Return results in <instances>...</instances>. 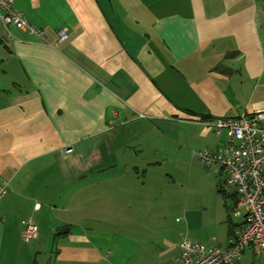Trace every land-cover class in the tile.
I'll return each instance as SVG.
<instances>
[{
  "label": "crops",
  "instance_id": "crops-1",
  "mask_svg": "<svg viewBox=\"0 0 264 264\" xmlns=\"http://www.w3.org/2000/svg\"><path fill=\"white\" fill-rule=\"evenodd\" d=\"M14 7L46 39L0 21V264H37L56 234L54 264H178L186 238L226 248L232 193L209 168L204 224L157 167L168 145L223 144L205 121L264 108V0ZM27 219L39 235L23 254Z\"/></svg>",
  "mask_w": 264,
  "mask_h": 264
},
{
  "label": "built area",
  "instance_id": "built-area-1",
  "mask_svg": "<svg viewBox=\"0 0 264 264\" xmlns=\"http://www.w3.org/2000/svg\"><path fill=\"white\" fill-rule=\"evenodd\" d=\"M0 21L5 27L14 26L45 41L43 28L29 21L16 10L14 0H0ZM60 40L68 38L66 30H59ZM217 135L225 132L226 141L217 148H203L197 152L202 163L214 167L220 176V186L232 187L237 195L233 209L240 218L229 244L222 248L217 243L206 245L184 239L178 264H234L249 247H257L264 256V108L252 115L220 117L205 121ZM73 147L65 149L71 153ZM9 186L0 184V203L8 193ZM23 240L36 239L38 225L31 219L23 222Z\"/></svg>",
  "mask_w": 264,
  "mask_h": 264
},
{
  "label": "rangeland",
  "instance_id": "rangeland-1",
  "mask_svg": "<svg viewBox=\"0 0 264 264\" xmlns=\"http://www.w3.org/2000/svg\"><path fill=\"white\" fill-rule=\"evenodd\" d=\"M191 149L181 148L179 145H168L166 148L167 156H162L160 165L157 167L160 172V184L164 181V185L167 189L171 188L176 190L182 199L189 200L194 210L200 211L198 220L206 224L209 221V205L214 207L216 201L217 189L212 192L209 191V168L213 172V179L210 182L219 184L220 176L216 174L214 168H211L202 163L197 157L196 153L203 149L202 146H190ZM228 193H233L232 187H226ZM190 192V193H187ZM190 198H188V197ZM184 197V198H183ZM228 207L234 204L230 197L226 198ZM206 208V209H205ZM229 215L233 222H240V218L235 217L233 210L230 209ZM228 215V213H227ZM180 221L182 217L179 215ZM228 217V216H227ZM228 224H225L223 237V244L227 238ZM56 236H52L51 239H42V251L37 256V264H54V255L56 247ZM23 237V236H22ZM35 240V239H34ZM218 241H220L218 239ZM33 240L26 242L21 238V244H17L14 249L21 250L23 254L29 251L30 245L33 244ZM17 259V258H15ZM235 264H264V256L258 249L253 250L252 247L247 249L243 257Z\"/></svg>",
  "mask_w": 264,
  "mask_h": 264
},
{
  "label": "trees",
  "instance_id": "trees-1",
  "mask_svg": "<svg viewBox=\"0 0 264 264\" xmlns=\"http://www.w3.org/2000/svg\"><path fill=\"white\" fill-rule=\"evenodd\" d=\"M219 191L225 194V191L221 188L220 183H219ZM230 196L233 197L234 204L232 206L228 207V212L231 211L230 209H232V210L234 209V206H235V204L237 202V195L235 193H232ZM227 221H228V224H229V236H230L234 232V230H235L236 226L238 225V223H234L232 221V219H231L229 214H228Z\"/></svg>",
  "mask_w": 264,
  "mask_h": 264
}]
</instances>
